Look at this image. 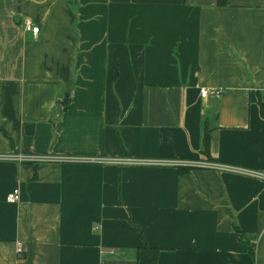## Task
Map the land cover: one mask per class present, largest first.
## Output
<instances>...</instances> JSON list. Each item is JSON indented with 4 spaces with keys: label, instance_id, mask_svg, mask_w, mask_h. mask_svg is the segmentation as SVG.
I'll return each mask as SVG.
<instances>
[{
    "label": "crops",
    "instance_id": "crops-1",
    "mask_svg": "<svg viewBox=\"0 0 264 264\" xmlns=\"http://www.w3.org/2000/svg\"><path fill=\"white\" fill-rule=\"evenodd\" d=\"M21 153L73 161L0 160V264H264V180L200 166L264 174V0H0Z\"/></svg>",
    "mask_w": 264,
    "mask_h": 264
},
{
    "label": "built area",
    "instance_id": "built-area-1",
    "mask_svg": "<svg viewBox=\"0 0 264 264\" xmlns=\"http://www.w3.org/2000/svg\"><path fill=\"white\" fill-rule=\"evenodd\" d=\"M25 30L29 33H32L34 36H38L40 33V29L38 27H35L31 23H26L25 25ZM208 95V90L203 89L201 91V96L203 98H206ZM1 161H12L20 164L24 163H65V162H72V159L66 158V157H58V156H33V155H26V154H14V155H9V156H0ZM120 162V161H119ZM126 163H129L131 161H125ZM177 164H182V163H177ZM202 167H209V168H215L221 171H227V172H242L248 176L264 180V174L262 173H256V172H251V171H246V170H241V169H236V168H231V167H226V166H221L218 164H211V163H204L200 164ZM21 201V192L20 190L16 189L12 193L8 195V202L10 204H18ZM17 252L19 254L23 253L22 246L19 245L17 248Z\"/></svg>",
    "mask_w": 264,
    "mask_h": 264
},
{
    "label": "trees",
    "instance_id": "trees-1",
    "mask_svg": "<svg viewBox=\"0 0 264 264\" xmlns=\"http://www.w3.org/2000/svg\"><path fill=\"white\" fill-rule=\"evenodd\" d=\"M218 2H219L220 6L224 7V6L227 5V0H218ZM203 143H204V152H203V154L205 155L207 160L210 162L212 160V158H211V154H210V146H211L210 131H209L208 128L205 129ZM180 171L182 172L183 170L180 169ZM145 250L148 253L149 258H150L148 264H157L160 251L157 250V249L149 248L148 246L145 247Z\"/></svg>",
    "mask_w": 264,
    "mask_h": 264
},
{
    "label": "water",
    "instance_id": "water-1",
    "mask_svg": "<svg viewBox=\"0 0 264 264\" xmlns=\"http://www.w3.org/2000/svg\"><path fill=\"white\" fill-rule=\"evenodd\" d=\"M33 128H34L33 126H28L27 127V133L32 135L33 134Z\"/></svg>",
    "mask_w": 264,
    "mask_h": 264
}]
</instances>
